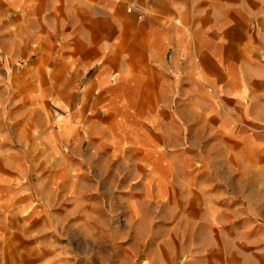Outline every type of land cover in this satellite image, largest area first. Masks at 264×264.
Segmentation results:
<instances>
[{
    "label": "crops",
    "instance_id": "1",
    "mask_svg": "<svg viewBox=\"0 0 264 264\" xmlns=\"http://www.w3.org/2000/svg\"><path fill=\"white\" fill-rule=\"evenodd\" d=\"M0 77V264H253L159 162L264 155V0H0Z\"/></svg>",
    "mask_w": 264,
    "mask_h": 264
},
{
    "label": "rangeland",
    "instance_id": "2",
    "mask_svg": "<svg viewBox=\"0 0 264 264\" xmlns=\"http://www.w3.org/2000/svg\"><path fill=\"white\" fill-rule=\"evenodd\" d=\"M5 89H9L7 82ZM41 132L45 131H38ZM216 133L219 131H214ZM213 141L216 144L207 149L215 160L214 168L206 160L203 146L184 147L179 159L177 155H172L171 150L165 149V158L159 162V168L185 170L190 176L196 174L194 179L189 176L180 178L183 189L188 192L182 191L178 197L179 200L196 202L197 225H204L205 241H209L211 236L215 249H220L221 243L225 242L229 251L243 250L246 255H254L253 264H264V155L255 157L253 145H238L227 137H214ZM56 148L59 153L63 152L60 146ZM45 149L38 144L28 150H31L32 157H36ZM28 150L25 169L35 166L37 169H60V162L55 160H38L30 165ZM227 199L229 205H225Z\"/></svg>",
    "mask_w": 264,
    "mask_h": 264
}]
</instances>
